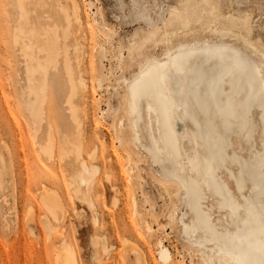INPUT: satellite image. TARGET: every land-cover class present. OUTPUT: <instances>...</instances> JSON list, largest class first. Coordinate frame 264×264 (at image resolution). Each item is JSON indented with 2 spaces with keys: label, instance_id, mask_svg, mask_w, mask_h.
Wrapping results in <instances>:
<instances>
[{
  "label": "rangeland",
  "instance_id": "obj_1",
  "mask_svg": "<svg viewBox=\"0 0 264 264\" xmlns=\"http://www.w3.org/2000/svg\"><path fill=\"white\" fill-rule=\"evenodd\" d=\"M80 1L83 22L72 27L70 43L78 39L83 47L87 86L79 87L74 101L83 127L82 154L99 166L90 192L93 207L70 184L69 170L77 165L63 161L58 150L54 159H46L33 143L34 96L12 32L16 10L13 0H0V264H60L63 242L77 264H231L183 231L185 189L180 178L154 162L143 139H134L127 90L145 58L163 59L203 43L239 48L264 78V0ZM65 88L63 78L55 76L48 108L55 124L66 113ZM259 136L257 127L253 153L264 154ZM180 146L199 177L192 143L184 136ZM45 188L56 197V220L41 201ZM204 188L205 202L213 201L210 187L205 183ZM221 214L227 220L224 210ZM159 241L171 260L159 257Z\"/></svg>",
  "mask_w": 264,
  "mask_h": 264
},
{
  "label": "bare ground",
  "instance_id": "obj_2",
  "mask_svg": "<svg viewBox=\"0 0 264 264\" xmlns=\"http://www.w3.org/2000/svg\"><path fill=\"white\" fill-rule=\"evenodd\" d=\"M13 4L17 26L12 32L21 45L28 91L34 96L33 143L44 158L54 159L58 150L63 161L77 165L69 170L70 184L87 207H93L90 192L99 166L82 154L83 127L74 101L79 87L87 86L81 69L83 47L78 39L70 43L72 27L83 22L81 1L13 0ZM101 67V63L96 64L97 73ZM55 76L66 83V113L56 124L48 114ZM262 96L264 78L259 65L226 43L181 47L163 59L147 57L137 64L128 84L126 113L131 117L129 128L134 139H143L154 162L180 178L185 189L179 217L183 231L203 249L221 252L231 264H260L264 259L260 251L264 239L260 216L264 203L262 154L253 153L252 138L259 127L264 150ZM184 136L192 143L201 169L199 177L190 171L189 161L181 153ZM94 153L95 148L90 155ZM205 183L213 201L204 200ZM52 192L46 191L41 201L55 219L56 197ZM228 197L239 206L235 214L225 205ZM169 218L174 219L173 212ZM97 220L94 217L95 223ZM123 241L130 246L128 239ZM158 244L159 257L171 260L169 250L161 241ZM61 250L57 254L60 264H77L69 245L63 242Z\"/></svg>",
  "mask_w": 264,
  "mask_h": 264
},
{
  "label": "snow or ice",
  "instance_id": "obj_3",
  "mask_svg": "<svg viewBox=\"0 0 264 264\" xmlns=\"http://www.w3.org/2000/svg\"><path fill=\"white\" fill-rule=\"evenodd\" d=\"M261 100L262 103H264V96L261 97ZM260 160H261V181H262L261 193H262V197H264V154L261 155ZM225 205L231 207L233 214L239 211V206L230 197L226 198ZM249 211L251 213V209H249ZM260 216H261L262 232H264V203H262L261 205ZM260 251H261V255L264 256V239H262ZM260 264H264V259L261 260Z\"/></svg>",
  "mask_w": 264,
  "mask_h": 264
}]
</instances>
